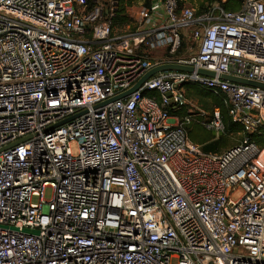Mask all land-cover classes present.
<instances>
[{
  "label": "built area",
  "instance_id": "2783aa9c",
  "mask_svg": "<svg viewBox=\"0 0 264 264\" xmlns=\"http://www.w3.org/2000/svg\"><path fill=\"white\" fill-rule=\"evenodd\" d=\"M117 8L0 0V264H264V0H154L123 28ZM159 65L192 72L100 105ZM188 86L222 99L238 144L188 138ZM204 127L223 132L217 108Z\"/></svg>",
  "mask_w": 264,
  "mask_h": 264
},
{
  "label": "trees",
  "instance_id": "16d2710c",
  "mask_svg": "<svg viewBox=\"0 0 264 264\" xmlns=\"http://www.w3.org/2000/svg\"><path fill=\"white\" fill-rule=\"evenodd\" d=\"M133 0H118V8L117 14L113 19V24H125L129 21V17L126 16V9L127 7L131 6ZM219 4L220 7L224 10H237L240 7V0H226L224 3H221L220 0ZM146 6H149L148 2L144 3ZM204 7V1L200 0L198 3V12L202 13L201 9ZM204 12V11H203ZM198 90L201 100L206 99L205 102V109L210 112V117L213 116V111L215 108L219 111V118L221 124L223 126V132L216 135L213 131L207 130L201 123L195 120H192L187 126V135L188 138L198 144L203 152H220L226 146V139L229 136H238V142L241 141L243 137L242 127L234 123L229 114L228 110L225 107L222 99L219 96L213 95L210 91L204 88H196L194 86H188L186 89L187 94L191 90ZM147 94V92H144ZM187 113L185 109H182L178 112L180 117L185 116ZM251 141L255 143L259 149L260 153L255 159V163L258 166L259 170L263 173L264 172V127H262L258 132L251 136ZM238 144V143H237Z\"/></svg>",
  "mask_w": 264,
  "mask_h": 264
},
{
  "label": "rangeland",
  "instance_id": "374dc122",
  "mask_svg": "<svg viewBox=\"0 0 264 264\" xmlns=\"http://www.w3.org/2000/svg\"><path fill=\"white\" fill-rule=\"evenodd\" d=\"M204 1V7L203 9H201V11L205 12L207 10H209V8H211L212 6H214L215 4L219 3L218 0H203ZM226 1V0H225ZM224 1V2H225ZM148 2V0H133L132 1V4L131 5H134V7H139V5L146 3ZM200 2V0H185V3L188 5V6H191L193 7L197 12H198V3ZM221 3H224L220 0ZM126 16L127 13H125ZM197 14H200V13H197ZM132 23V20L131 18L129 17V21L125 24H117L119 28H123L124 25L126 24H130ZM131 28H132V25H131ZM187 97L191 100H198V102H191L192 106H187L185 108V112L186 113H191V114H194L195 117L193 118V120L195 121H199L201 123V125L204 126V124H207L209 119H210V112L208 110H206L204 107H205V102L207 101L206 99H202L201 100V97H200V94L199 92H189L187 94ZM209 131H213L216 135H218L219 133H217L215 130H212V129H207ZM238 143V136H229L227 139H226V146L225 148H228V147H231V146H234ZM223 148V149H225ZM72 150L75 151L76 148L73 146L72 147ZM45 198L46 199H49L50 197V190H46L45 193ZM237 196L234 197V199L236 198Z\"/></svg>",
  "mask_w": 264,
  "mask_h": 264
},
{
  "label": "water",
  "instance_id": "95a60500",
  "mask_svg": "<svg viewBox=\"0 0 264 264\" xmlns=\"http://www.w3.org/2000/svg\"><path fill=\"white\" fill-rule=\"evenodd\" d=\"M168 70L192 72V68L188 67V66H179V65H159V66H156V67L152 68L151 70H149L148 72H146L143 75V77L132 88H130L128 91H126V92H124V93H122V94L110 99L109 101L103 102L100 105H104V104H106L108 102L120 99L122 97H125V96L131 94L132 92L136 91L147 79H149L153 75H155V74H157L159 72L168 71ZM198 73L201 74V75L214 77V73L213 72L200 70V71H198ZM221 78L224 79V80H229V81L238 82V83L247 84V85H253V86L257 85V84H254L252 82H247L245 80H238V79H234V78H231V77H228V76H221ZM262 87H264V86H262ZM72 118H69L68 120H70ZM62 123H64V122H61L60 124H62ZM24 232L30 233V234H36L37 233L36 231H32V230H28V229L24 230Z\"/></svg>",
  "mask_w": 264,
  "mask_h": 264
},
{
  "label": "crops",
  "instance_id": "0c3cea01",
  "mask_svg": "<svg viewBox=\"0 0 264 264\" xmlns=\"http://www.w3.org/2000/svg\"><path fill=\"white\" fill-rule=\"evenodd\" d=\"M151 1H154V0H149V3H150ZM131 7L134 8V5H131V6L127 7V10L130 11V8H131ZM194 91H198V90L195 89V90H191L190 92H194ZM186 96H187V92H186ZM193 102H198V100H193Z\"/></svg>",
  "mask_w": 264,
  "mask_h": 264
}]
</instances>
